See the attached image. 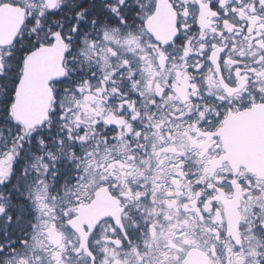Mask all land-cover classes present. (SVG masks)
<instances>
[{
  "label": "snow or ice",
  "instance_id": "obj_1",
  "mask_svg": "<svg viewBox=\"0 0 264 264\" xmlns=\"http://www.w3.org/2000/svg\"><path fill=\"white\" fill-rule=\"evenodd\" d=\"M0 264H264V0H0Z\"/></svg>",
  "mask_w": 264,
  "mask_h": 264
}]
</instances>
